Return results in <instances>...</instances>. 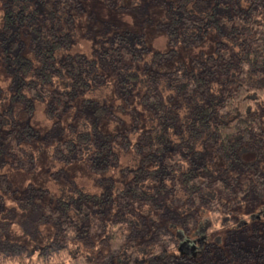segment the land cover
<instances>
[{
  "label": "trees",
  "instance_id": "obj_1",
  "mask_svg": "<svg viewBox=\"0 0 264 264\" xmlns=\"http://www.w3.org/2000/svg\"><path fill=\"white\" fill-rule=\"evenodd\" d=\"M117 1L102 3L135 12ZM148 3L163 12L154 27L166 52L149 48L141 29L101 23L93 32L95 22L84 54L71 52L82 0H0L9 78L4 105L0 87V264H264V218H252L264 207V0ZM209 37L211 52L178 59L177 46ZM104 85L117 106L86 97ZM36 103L51 122L43 134L30 123ZM70 113L88 128L63 125ZM108 122L115 131L101 130ZM38 143L56 163L83 162L98 193L59 171L50 173L57 194L12 186L1 170L34 171L26 147ZM117 150L135 165L122 166ZM204 215L211 229L200 235ZM12 224L35 243L44 229L47 241H13ZM196 237V253H183Z\"/></svg>",
  "mask_w": 264,
  "mask_h": 264
},
{
  "label": "rangeland",
  "instance_id": "obj_2",
  "mask_svg": "<svg viewBox=\"0 0 264 264\" xmlns=\"http://www.w3.org/2000/svg\"><path fill=\"white\" fill-rule=\"evenodd\" d=\"M117 2L122 3L124 7H136L135 12L110 11L103 5L102 0H82L84 12L76 20V24H78L76 34L77 36L75 39L76 44L71 49V52L87 54L90 51L92 39L87 38L86 31L91 26V24L95 22L96 24L94 25L93 32L98 30V27L101 25V23L111 24L118 28H125L132 32H139L141 29L145 36L146 44L149 48L157 52H166V39L164 35L154 27L156 22L163 19L162 10H160L158 7H152L151 4L148 3L149 0H118ZM212 46L213 40L209 37L206 38V40L203 41L199 46L190 48L177 46L175 51L177 52L178 59L184 64H188L190 59L198 58L201 55L211 52ZM8 85L9 78H7V76L0 69V87L3 90L5 97L4 101L1 102V105L5 104V101L9 96V90L7 88ZM169 93L170 92L167 90L163 91V97H166L169 95ZM86 97L98 101L103 100L114 106L119 104V101L116 99L110 85H104L100 88H95L91 90ZM141 115L143 119H146L142 121L143 125L146 129H149L151 127V123L148 122L150 118L149 115L145 114L144 112H141ZM120 117L125 125L129 124V116L127 114L121 115ZM30 123L40 134H43L50 129L51 122L45 119L43 115V107L40 103H36ZM67 123L75 125L79 130H85L88 128V125L83 120H77L73 113L65 116L64 120L62 121L63 125ZM114 125L115 124L111 122L103 123L100 128L103 132L110 133L115 131ZM26 148L34 156L36 163V169L34 171L24 172L14 170L9 167H4L1 170L2 173L7 176L11 185L18 190L23 189L27 185H34L36 187L44 188L53 194H57L61 190V186H59L58 183L53 180L50 173L59 171L61 174L68 175L70 178H72L77 187L81 188L85 192L92 194L98 193V189L94 186L93 178L86 170L85 164L83 162H76L66 166L56 163L51 159L48 147L41 143ZM117 152L119 156V162L122 166L132 167L135 165L136 159L131 152L123 153L119 150H117ZM110 174L114 177L116 176L115 172H111ZM4 200L7 207L13 206L11 200L7 198ZM203 217L205 224L202 230L198 233L200 235L206 234V232L211 229L207 224L208 217L206 215ZM241 218V221L247 220L245 216H242ZM252 218H264V207L259 209L256 212V215ZM225 222L226 220H224V223ZM40 231L41 233L35 239V243L29 240L16 224H12L10 228V239L26 244L31 249L34 247V245H42L47 241L49 234H47L44 229L40 228ZM198 245H200V241H198L196 237L194 238V241L190 243L185 242L184 245L182 243L181 251L188 255H193L196 253L195 251L198 249Z\"/></svg>",
  "mask_w": 264,
  "mask_h": 264
}]
</instances>
